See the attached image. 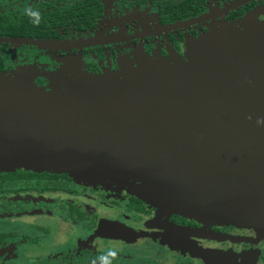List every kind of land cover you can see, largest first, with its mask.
<instances>
[{
	"label": "water",
	"instance_id": "obj_1",
	"mask_svg": "<svg viewBox=\"0 0 264 264\" xmlns=\"http://www.w3.org/2000/svg\"><path fill=\"white\" fill-rule=\"evenodd\" d=\"M191 41L184 59L136 50L100 74L67 65L46 86L30 69L0 72V170L64 172L209 221L264 222V25L221 22Z\"/></svg>",
	"mask_w": 264,
	"mask_h": 264
},
{
	"label": "flooded vegetation",
	"instance_id": "obj_2",
	"mask_svg": "<svg viewBox=\"0 0 264 264\" xmlns=\"http://www.w3.org/2000/svg\"><path fill=\"white\" fill-rule=\"evenodd\" d=\"M243 18L264 25V0H0V72L30 69L46 86L67 65L100 74L136 50L171 62ZM108 249L119 253L112 264H264V222H213L64 172L0 170V264H92Z\"/></svg>",
	"mask_w": 264,
	"mask_h": 264
},
{
	"label": "clouds",
	"instance_id": "obj_3",
	"mask_svg": "<svg viewBox=\"0 0 264 264\" xmlns=\"http://www.w3.org/2000/svg\"><path fill=\"white\" fill-rule=\"evenodd\" d=\"M23 14L31 19V22L35 25H39L41 22V12L34 9L31 6H26L23 9ZM251 119V117H249ZM257 124H264V119H258ZM118 251L116 249H108L103 252L102 255L92 261V264H112V261L118 258Z\"/></svg>",
	"mask_w": 264,
	"mask_h": 264
},
{
	"label": "rangeland",
	"instance_id": "obj_4",
	"mask_svg": "<svg viewBox=\"0 0 264 264\" xmlns=\"http://www.w3.org/2000/svg\"><path fill=\"white\" fill-rule=\"evenodd\" d=\"M191 42H192V41L190 40L189 43H191ZM53 77H54V76H53ZM50 83H51V82H50ZM50 83H49V84H50ZM42 86H43V85H42ZM77 180H78V179H77ZM79 181H80V180H79ZM87 183H88V182H87ZM89 183H93V182H89ZM118 187H119V186H118Z\"/></svg>",
	"mask_w": 264,
	"mask_h": 264
}]
</instances>
